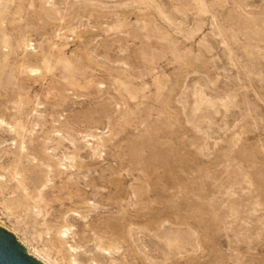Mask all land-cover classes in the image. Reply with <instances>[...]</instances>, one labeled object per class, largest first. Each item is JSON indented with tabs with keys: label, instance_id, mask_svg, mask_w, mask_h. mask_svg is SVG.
Segmentation results:
<instances>
[{
	"label": "rangeland",
	"instance_id": "obj_1",
	"mask_svg": "<svg viewBox=\"0 0 264 264\" xmlns=\"http://www.w3.org/2000/svg\"><path fill=\"white\" fill-rule=\"evenodd\" d=\"M0 116L52 264H264V0H4Z\"/></svg>",
	"mask_w": 264,
	"mask_h": 264
},
{
	"label": "water",
	"instance_id": "obj_2",
	"mask_svg": "<svg viewBox=\"0 0 264 264\" xmlns=\"http://www.w3.org/2000/svg\"><path fill=\"white\" fill-rule=\"evenodd\" d=\"M0 264H52L1 206Z\"/></svg>",
	"mask_w": 264,
	"mask_h": 264
},
{
	"label": "bare ground",
	"instance_id": "obj_3",
	"mask_svg": "<svg viewBox=\"0 0 264 264\" xmlns=\"http://www.w3.org/2000/svg\"><path fill=\"white\" fill-rule=\"evenodd\" d=\"M3 1H4V0H0V14H1V12H2ZM35 71L37 72V69H34V68H33V69H30V70H29L30 73H34ZM36 72H35V73H36ZM0 118H2V119H0V124L5 123V125L8 126V129H9L10 132H12V133H16V130H17V123H16L15 121H12V122H9V123H8V122H5V120L3 119L2 116H0ZM19 126L22 128L21 125H19ZM17 147H18L19 151L23 150V148H24L23 144H21V143H19V145H17ZM20 153H21V152H20ZM19 166H20V165H18V162H17V161H13V163H12V168L9 170V174H10L11 178H12L13 180H15L16 183H17L18 185H21L23 191L26 192V188H25L24 185H22L21 182L18 180V176H19L20 172H21L22 169H23V168H21V167H19ZM66 233H67L66 231H63V232L60 233V235H61V236H64V234H66Z\"/></svg>",
	"mask_w": 264,
	"mask_h": 264
}]
</instances>
